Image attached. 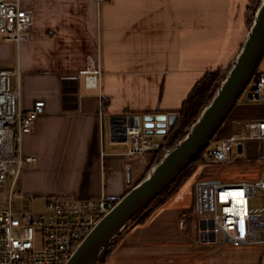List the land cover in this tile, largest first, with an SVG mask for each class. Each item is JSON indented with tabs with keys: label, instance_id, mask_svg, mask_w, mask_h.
I'll return each mask as SVG.
<instances>
[{
	"label": "crops",
	"instance_id": "obj_1",
	"mask_svg": "<svg viewBox=\"0 0 264 264\" xmlns=\"http://www.w3.org/2000/svg\"><path fill=\"white\" fill-rule=\"evenodd\" d=\"M19 1L32 14L34 34L18 44L0 39V67L18 63L24 110L44 101L22 134V153L35 159L21 168V190L117 200L140 179L151 156L126 154L127 144L111 136L110 118L176 113L207 70L228 67L250 2ZM85 74L99 76L96 87L84 84ZM234 107L220 135L229 132L232 118L264 116V103ZM244 141V155L242 142L225 162L197 166L125 231L104 264H264V244L207 241L195 230L196 181L257 180L264 174V162L252 160V142L262 143Z\"/></svg>",
	"mask_w": 264,
	"mask_h": 264
},
{
	"label": "built area",
	"instance_id": "obj_2",
	"mask_svg": "<svg viewBox=\"0 0 264 264\" xmlns=\"http://www.w3.org/2000/svg\"><path fill=\"white\" fill-rule=\"evenodd\" d=\"M33 34L31 12L19 0H0V39L18 44L32 39ZM98 78L97 74H85L83 81L88 87H96ZM240 96L244 102L264 103V70L255 69ZM20 97L19 65L9 62L0 67V264H64L117 199L104 194L36 197L22 192L21 167L35 159L22 153V134L31 129L44 101L36 100L24 110ZM152 122V126L143 122L126 125V154L141 155L160 149L164 139L158 136L165 135L171 124L167 120L164 126H158L156 119ZM160 128H164L163 133L158 132ZM120 134L117 131L115 136ZM252 139L260 141L264 151V116L232 118L229 132L215 133L204 155L209 162H225L233 148H241L244 140ZM258 189L264 194V174L257 180L196 181L194 213L198 238L236 245L264 244V212L249 210V198ZM14 201H19L18 209L13 208ZM38 203L41 208L36 207ZM225 236L229 241L224 240Z\"/></svg>",
	"mask_w": 264,
	"mask_h": 264
},
{
	"label": "water",
	"instance_id": "obj_3",
	"mask_svg": "<svg viewBox=\"0 0 264 264\" xmlns=\"http://www.w3.org/2000/svg\"><path fill=\"white\" fill-rule=\"evenodd\" d=\"M248 18L250 24L244 25L236 53L195 120L184 129L182 137L166 148L143 177L102 216L64 264H101L100 254L121 232L134 225L136 218H139L137 215L146 212L150 208L146 206L209 144L264 54V0H259ZM175 117L176 113H160L155 116L145 114L143 117L115 115L110 118L109 129L112 137L124 140L126 125H139L143 122L145 126H152V120L156 119L158 126H164L166 120L173 123ZM117 131L121 132L119 137L115 136ZM158 132L163 133L164 128ZM224 240L229 241V238L225 236Z\"/></svg>",
	"mask_w": 264,
	"mask_h": 264
},
{
	"label": "trees",
	"instance_id": "obj_4",
	"mask_svg": "<svg viewBox=\"0 0 264 264\" xmlns=\"http://www.w3.org/2000/svg\"><path fill=\"white\" fill-rule=\"evenodd\" d=\"M259 0H250L245 14L246 24H250L248 15L250 12H253L258 5ZM262 59V58H261ZM258 69V67H256ZM224 69H210L207 70L193 85L185 99L182 101L180 107L176 110V117L169 129V131L164 135L163 144L157 151L151 153L150 162L141 175L140 179L143 177L145 172L150 168V166L156 162L163 154V151L177 142L183 135V131L188 127L197 117L200 110L206 104V101L211 97L217 82L222 78ZM207 148V147H206ZM206 148H204L194 159L187 165L180 174L155 198L153 199L146 207H150L146 212L141 216V213L137 215L134 224H137L143 221L149 213L159 205L168 195L178 190L182 183L192 174L194 169L202 164L207 162V159L204 155ZM139 179V180H140ZM138 180V181H139ZM137 181V182H138ZM136 182V183H137ZM128 191V190H127ZM126 191V192H127ZM125 192V193H126ZM124 193V194H125ZM123 194V195H124ZM122 195V196H123ZM121 196V197H122ZM125 231L121 232L111 243L110 245L100 254L99 262L104 264L105 261L110 256L114 245L120 240Z\"/></svg>",
	"mask_w": 264,
	"mask_h": 264
},
{
	"label": "rangeland",
	"instance_id": "obj_5",
	"mask_svg": "<svg viewBox=\"0 0 264 264\" xmlns=\"http://www.w3.org/2000/svg\"><path fill=\"white\" fill-rule=\"evenodd\" d=\"M249 25V24H247ZM258 69L260 70H264V54L262 56V59L260 60V62L258 63ZM227 69V68H226ZM224 69V71L226 70ZM223 71V72H224ZM223 76V75H222ZM219 82V81H218ZM217 82V83H218ZM238 104H244V105H248L250 103L248 102H244L241 100V96L238 98L237 102L235 105H238ZM254 104V103H252ZM235 107L232 108V110L230 111L229 115L226 117V119L233 114V110H234ZM225 119V120H226ZM230 122V121H229ZM216 134L220 135V129L216 132ZM211 144V143H210ZM246 145H247V142L246 141H243V146H244V151L241 155H244L245 153V148H246ZM252 145L254 146L253 148L255 149V152L252 153V155H254V157L252 158L253 161H255L256 163L258 164H261L263 166V162H264V157H263V154H264V151H263V145L261 144H258L257 142H252ZM233 153L235 154V149H233ZM151 156V153H147L145 155V157H150ZM243 156H240V158H242ZM236 158V157H234ZM239 158V159H240ZM151 159V158H150ZM150 162V161H149ZM209 162V161H207ZM26 167V163L22 165L21 168H25ZM146 173V172H145ZM21 177L22 175H20V180H21ZM32 196H36V197H39L41 195H32ZM37 208H41L42 207V204L38 203L36 205ZM14 209H18L19 208V201H14V206H13ZM249 210L250 212H264V194L258 189L257 191V194L250 197L249 198Z\"/></svg>",
	"mask_w": 264,
	"mask_h": 264
},
{
	"label": "flooded vegetation",
	"instance_id": "obj_6",
	"mask_svg": "<svg viewBox=\"0 0 264 264\" xmlns=\"http://www.w3.org/2000/svg\"><path fill=\"white\" fill-rule=\"evenodd\" d=\"M172 125V123H170ZM171 127V126H170ZM170 129V128H169ZM169 131V130H168Z\"/></svg>",
	"mask_w": 264,
	"mask_h": 264
}]
</instances>
